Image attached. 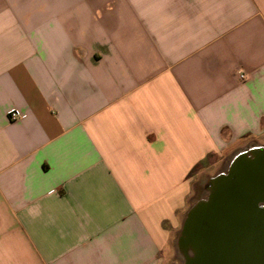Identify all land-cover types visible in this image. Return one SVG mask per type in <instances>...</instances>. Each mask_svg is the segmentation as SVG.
I'll return each instance as SVG.
<instances>
[{"label":"crops","instance_id":"0c3cea01","mask_svg":"<svg viewBox=\"0 0 264 264\" xmlns=\"http://www.w3.org/2000/svg\"><path fill=\"white\" fill-rule=\"evenodd\" d=\"M262 134L264 0H0V264H167Z\"/></svg>","mask_w":264,"mask_h":264},{"label":"water","instance_id":"95a60500","mask_svg":"<svg viewBox=\"0 0 264 264\" xmlns=\"http://www.w3.org/2000/svg\"><path fill=\"white\" fill-rule=\"evenodd\" d=\"M178 241L194 264H264V147L233 158L208 201L186 212Z\"/></svg>","mask_w":264,"mask_h":264},{"label":"rangeland","instance_id":"374dc122","mask_svg":"<svg viewBox=\"0 0 264 264\" xmlns=\"http://www.w3.org/2000/svg\"><path fill=\"white\" fill-rule=\"evenodd\" d=\"M264 147V135H260L257 138H254L252 140H249L245 143L241 142L238 143L236 145V147L234 146L233 149H229V153H224L222 156V161L221 164L218 165L217 168H214L212 170V172L210 173L211 175H204L201 176L200 178L198 177L197 181L194 182V190H193V195L191 197V203L189 205V207H192L195 205V200L199 195H203V193H201V189H199V186H205L206 184H208V182L211 180V178L215 177L216 175L219 174H223L226 173V171L229 168V165L231 163V161L233 160V158L238 155L241 152H245L248 151L249 149H252L254 147ZM195 173V174H194ZM193 175H196L195 170L193 171ZM200 197V196H199ZM185 218V216H184ZM184 220V219H183ZM182 228V227H181ZM181 232V229H179L176 232V235L174 237V241H173V256L169 259V261L167 262V264H182L184 262V256L181 252V249L179 248V241H178V236Z\"/></svg>","mask_w":264,"mask_h":264},{"label":"flooded vegetation","instance_id":"af4514ba","mask_svg":"<svg viewBox=\"0 0 264 264\" xmlns=\"http://www.w3.org/2000/svg\"><path fill=\"white\" fill-rule=\"evenodd\" d=\"M217 177H218V175H216L215 177L211 178V180L208 182V184H206L204 187L203 186H199L198 187L199 189H201V191H202L201 193L204 192V194L203 195L201 194V195H199L200 197L198 196L196 198L195 204L199 203V202H202V201H208L210 195H212L214 186H215L216 181H217ZM195 259H196V252H194L193 250H189L188 257H187L186 260L184 259V262L182 264H194Z\"/></svg>","mask_w":264,"mask_h":264},{"label":"built area","instance_id":"2783aa9c","mask_svg":"<svg viewBox=\"0 0 264 264\" xmlns=\"http://www.w3.org/2000/svg\"><path fill=\"white\" fill-rule=\"evenodd\" d=\"M245 74H243L241 71L239 72V78L240 79H245ZM8 117H9V120L11 121H15V120H18V119H21V118H24V114H21L19 111L17 110H11L9 111L8 113Z\"/></svg>","mask_w":264,"mask_h":264}]
</instances>
